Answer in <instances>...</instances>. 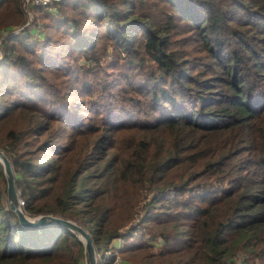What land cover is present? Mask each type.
<instances>
[{
    "label": "trees",
    "instance_id": "trees-1",
    "mask_svg": "<svg viewBox=\"0 0 264 264\" xmlns=\"http://www.w3.org/2000/svg\"><path fill=\"white\" fill-rule=\"evenodd\" d=\"M29 12L18 27V0H0V149L20 207L82 225L96 264L114 250L133 264H264V0ZM82 256L64 226L18 222L0 163V264Z\"/></svg>",
    "mask_w": 264,
    "mask_h": 264
},
{
    "label": "water",
    "instance_id": "water-1",
    "mask_svg": "<svg viewBox=\"0 0 264 264\" xmlns=\"http://www.w3.org/2000/svg\"><path fill=\"white\" fill-rule=\"evenodd\" d=\"M0 163L5 180V200L16 215L18 222L25 226H35L45 223H56L70 230L81 242L83 264H96V256L88 231L74 220L50 212L27 214L19 205L17 190L14 186V174L7 156L0 149Z\"/></svg>",
    "mask_w": 264,
    "mask_h": 264
},
{
    "label": "built area",
    "instance_id": "built-area-1",
    "mask_svg": "<svg viewBox=\"0 0 264 264\" xmlns=\"http://www.w3.org/2000/svg\"><path fill=\"white\" fill-rule=\"evenodd\" d=\"M55 0H18L19 6L21 11L28 17L29 16V5L31 4H39V5H45L47 3H50ZM13 30H16L13 29ZM19 205L21 204V199L17 197ZM155 243H158V239H155ZM123 238L120 235H117L113 238H111L110 243L112 246L118 247L122 244ZM108 250H105L107 252ZM109 264H133L132 262L122 258L120 253L116 250L113 251V253L108 258Z\"/></svg>",
    "mask_w": 264,
    "mask_h": 264
},
{
    "label": "rangeland",
    "instance_id": "rangeland-1",
    "mask_svg": "<svg viewBox=\"0 0 264 264\" xmlns=\"http://www.w3.org/2000/svg\"><path fill=\"white\" fill-rule=\"evenodd\" d=\"M21 14H22V16L24 17V20H23V22L21 23V25H19L18 27L27 24V22L29 21V18H30V12H29V16H28V17H27L22 11H21ZM18 27H17V28H18ZM126 260H128V259H126ZM128 261L132 262L131 260H128ZM82 262H83V256H82Z\"/></svg>",
    "mask_w": 264,
    "mask_h": 264
}]
</instances>
